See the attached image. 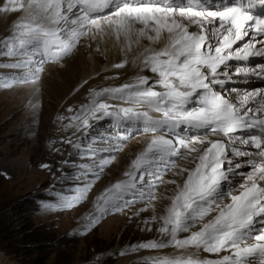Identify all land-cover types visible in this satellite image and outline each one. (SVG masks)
Listing matches in <instances>:
<instances>
[{
	"label": "snow or ice",
	"instance_id": "snow-or-ice-1",
	"mask_svg": "<svg viewBox=\"0 0 264 264\" xmlns=\"http://www.w3.org/2000/svg\"><path fill=\"white\" fill-rule=\"evenodd\" d=\"M205 3L206 0H7L0 12L20 11L23 15L12 35L3 41L5 50L0 55L17 58L7 67L21 71L0 76V88L31 84L36 97L45 63L61 62L83 38L96 41V51H100V42L111 40L123 56L113 68H124L131 55V63L139 66L140 73L148 70L153 75L138 73L119 86L93 89L89 102L67 117L69 123L64 130L83 128L84 137L89 138V143L77 142L73 147L78 155L92 162L79 166L83 170L76 176L81 182L74 189L76 194L44 206L70 209L85 199L93 186L89 177L100 178L115 153L122 150L128 129L135 127L151 133V139L131 161L124 178L96 197L94 213L87 217L89 225L138 201L151 205L156 189L164 183L165 172L176 167V159H185L194 167H179L175 175L183 183L167 181L174 185V194L169 197L157 229L166 239L141 243L133 251L176 250L172 255L150 258L149 264H254L256 260L264 264V89L244 93L230 89L236 93L234 97L217 90L225 83L221 77L232 79L228 71H221L228 68V62L264 57V20L254 21L239 4L224 11L205 12ZM253 21L255 27L248 23ZM249 28L256 37L250 35ZM246 37V43L234 48ZM144 40L148 44H143ZM235 74L264 77V62L238 66ZM109 100L121 103L110 104ZM29 106L35 110L39 104L30 101ZM67 111L73 109L69 107ZM105 118H110L118 135L89 137L94 127L89 121ZM57 119L64 121L66 117ZM209 135L220 139L208 140ZM104 143L109 147L99 146ZM102 152L108 155L100 156ZM229 154L244 159L234 161ZM242 165L247 171L237 172ZM234 175H240L241 181L233 183ZM213 212L216 214L212 219L204 222ZM181 233L189 234L180 238ZM250 240L253 242L249 244ZM201 250L231 254L201 258Z\"/></svg>",
	"mask_w": 264,
	"mask_h": 264
},
{
	"label": "rangeland",
	"instance_id": "rangeland-1",
	"mask_svg": "<svg viewBox=\"0 0 264 264\" xmlns=\"http://www.w3.org/2000/svg\"><path fill=\"white\" fill-rule=\"evenodd\" d=\"M0 3L1 7L2 2ZM1 46L0 51L3 52L5 49L3 44ZM79 46L81 49L87 50L89 41L83 38ZM87 46L88 48H86ZM77 48L65 58L66 60L54 63L56 65H53V68L59 74L65 71L64 65L73 59ZM0 58L1 64L6 61L7 56L0 55ZM44 69L45 66L43 71ZM10 70L6 64H1L0 76L16 75L14 72L10 74ZM221 71L227 70L222 69ZM58 73L55 74L56 77H58ZM56 77L44 87L45 91L38 92V95L43 93L41 94L42 98H37L35 103L39 104L38 109L42 112L27 111L30 109L28 105L32 99L30 97L25 99L24 95L19 93L15 95L14 89H17V86L11 89L0 88L1 254L9 264H119L120 258L125 257L119 253L120 248L130 250L141 243L154 240L152 238L154 233L147 231V226L154 227L153 231L160 234L157 229L162 224L160 218L165 212L162 210L169 205L170 202L167 201H170L169 197L172 195H168V192L174 186L167 181L177 179L175 173L179 168L174 169L175 167H173L165 172L167 174L166 176L164 174L163 177L167 178L165 184L169 185V189L166 185L161 187L163 183L159 184L155 194L158 192V196L159 194L160 196L156 195L151 206L138 201L104 215L94 226L89 225L87 217L94 213L96 197L109 187L108 185L112 183L111 177H115L117 180L123 171L128 170L123 168L124 166L116 165V162L113 164L114 160L104 169L98 180L89 177V179H93V186L86 198L79 204L70 209L45 207V204L55 205L61 197H70L76 194L74 189L77 184L81 183L76 180V176L83 170L79 166L92 162L87 156L78 155V150L73 147V144L77 142L89 143V138L84 140L83 128L80 131H77L76 128L74 130L68 128L65 130L66 133L61 132L62 134H60L61 129L57 130L53 127L55 124L53 119L58 114L61 115L62 112L57 111L62 101L65 100V93L62 89L64 83L60 77V79ZM68 82L71 83L70 79ZM59 88L60 91L57 94ZM101 121H89L94 125L89 130V137H94L100 132ZM66 124L67 121L64 120V125ZM103 124L105 128H108L106 137L118 135L116 130L112 129L109 120L103 121ZM91 131H96V133ZM143 135L148 136L145 133ZM99 136H104V134H98L96 137ZM136 139V136H132L128 143ZM68 140H71L72 143L66 142ZM128 143L122 142V149ZM99 146L107 147L109 144L104 143ZM182 151L186 152V150ZM121 152L122 150L115 153V161L120 157ZM106 155L108 153L103 156ZM125 158L128 159V156L125 155ZM176 161L177 165L182 159ZM183 161L187 163L185 159ZM44 164L49 167H41ZM65 177L68 178L65 179ZM239 177L233 183L241 181V176ZM232 179L235 178L232 177ZM155 205H158L159 209L153 210L152 207ZM215 214V212L211 213L204 222ZM188 234L181 233L180 238ZM153 251L155 250L141 248L139 251H133V254ZM115 252L118 253L114 255ZM104 256H109L107 262H104Z\"/></svg>",
	"mask_w": 264,
	"mask_h": 264
},
{
	"label": "bare ground",
	"instance_id": "bare-ground-1",
	"mask_svg": "<svg viewBox=\"0 0 264 264\" xmlns=\"http://www.w3.org/2000/svg\"><path fill=\"white\" fill-rule=\"evenodd\" d=\"M0 2H2L1 7H3V5L7 2V0L3 1L0 0ZM219 4L221 3V5H224V2H218ZM1 4V3H0ZM18 16V18L16 19V16ZM23 15L22 12L20 11H16V12H0V47L3 44L2 42L5 40V38L9 37L10 35H12V33L14 32L15 28V24L20 20L21 16ZM215 23L218 25L219 22L215 21ZM190 30H194L190 29ZM86 40H88V38H84ZM89 41V40H88ZM143 44H148L147 40L142 41ZM244 43L246 42H242L240 41L239 43H237L236 45H234L235 47H240L242 46ZM84 44V43H83ZM91 44V46H88L86 49H81L80 46L77 48V50L74 52V57L72 60L68 61V63H66L64 65L65 67V73L61 71L62 74H59L57 72V70H55L53 68V65L56 64H52V63H46L45 69L44 71L41 73V79L38 82V92H40V90L45 91L44 87L47 86V84H49V82H51V80L56 77L55 74L58 73V77L56 78H61V80L64 83L63 86V93L64 94V98L65 100L62 101L61 106L59 107L57 112H62L61 115L58 114V116H56L53 120H55V124L53 125V127L55 129H61V131L59 132L60 134H62L61 132L66 133L67 131L64 130V121H59L57 119V117L59 116H64L66 117L65 121H67V124L69 123V120L67 119V117H70L72 115H74L82 105H85L89 102L90 100V91L95 89V90H100L103 87H107V86H119L125 82H128L131 78H133L134 76H136L138 73H140V68L139 66H133V64L131 63L132 60V56L129 55L128 59H129V63L124 67V68H120V69H115L112 67L113 64L120 62L123 59V56L120 54L119 50L115 47H113V43L111 40H108L106 43L104 42H100L99 43V47H100V51H98V53H96V48H97V42L96 41H89V45ZM87 45V44H86ZM85 47V46H84ZM72 54V53H71ZM2 57V56H1ZM5 58V57H4ZM1 59V58H0ZM17 58L15 57H7L6 61H3L1 64L3 65H8L15 62ZM66 60V59H65ZM232 62V61H230ZM228 62V68L227 69H231V72L229 73L232 76L231 80H235L233 78V76H237L235 74V69H232V65L236 67L241 66V64H237V63H231ZM0 64V65H1ZM244 65V64H242ZM249 66H254V64H251ZM1 68V66H0ZM10 74H18L21 70L18 71V69H14V68H10ZM143 75H148V76H152L153 74L150 73L148 70H144L142 73ZM12 76V75H9ZM7 76V77H9ZM59 78V79H60ZM70 79L71 83L69 84L68 80ZM221 79H224V77H221ZM85 81H87V83H85ZM254 85V84H253ZM57 87V86H56ZM17 89H14V94L18 95V93L20 95H24L25 99L27 98H31L32 100H30L32 103H35V101H37V98L41 99V93L40 95H37L35 98L32 95L33 92V85H27V86H17ZM52 88V87H51ZM223 88V86H217V90L221 91ZM264 86L261 87H257V85H254L246 90H254V89H263ZM58 90V89H57ZM49 91V90H48ZM59 90L56 92L58 94ZM51 92V91H50ZM46 93V92H45ZM54 94V93H53ZM232 97L235 96V94H231ZM40 102V101H38ZM110 104H120L121 102L119 101H107ZM42 103V100H41ZM30 105V103H29ZM28 105V107L30 109H28V112H42L41 110H39L38 108H36L35 110H33L30 106ZM71 107L73 109L72 112H68L67 109ZM50 109V108H49ZM39 114V113H38ZM153 115H158L153 113ZM33 121V120H32ZM76 123L79 122H74V125ZM76 128V126H73L72 128H69V130H74ZM54 129V130H55ZM55 132H57L55 130ZM58 133V132H57ZM70 133V132H69ZM151 139V136H138L136 140L128 143V141L126 143H128L127 145H124L122 152L120 153V157L116 159H114V163L116 162V165H120L124 166L123 168H125L126 170L128 169L131 161L133 159H135L136 155L142 151L147 143L149 142V140ZM208 140H215V139H220L219 136H213V135H209L207 137ZM135 142V143H134ZM196 147H201L199 146V144H196ZM250 149V148H249ZM252 151H254V149H250ZM125 155L128 156V159L125 158ZM185 155H187V152H185ZM194 155V154H193ZM231 156V155H230ZM231 158L234 161H238V160H242L244 158H238V157H233L231 156ZM177 162V161H176ZM180 166H185L188 168H192L194 166V164H190V163H184L183 159L182 161H180V163H178L176 165V168H179ZM119 167V168H120ZM111 168V167H110ZM114 168V167H113ZM247 168L245 166L242 165V167L238 170H236L237 172L243 173L246 172ZM128 171V170H127ZM125 171L122 172V174L120 175V177H118L117 180L123 179V173ZM176 172V171H174ZM240 175H234L233 178H235L233 181L237 180ZM113 178L115 177H111L110 181L112 179V183L116 182V178L115 180H113ZM164 178V183L161 185L164 186L165 184V180L167 178ZM179 183H183V180L180 177H177L176 179ZM181 180V181H180ZM110 184V185H111ZM108 185V186H110ZM167 189H169V185L167 184ZM160 187V188H161ZM171 187V186H170ZM174 194V186L173 188H170L168 195H173ZM158 196V192L156 194ZM156 196V197H157ZM160 196V194H159ZM158 196V197H159ZM95 201V200H94ZM96 202V201H95ZM170 202V201H167ZM166 202V203H167ZM227 203V202H226ZM94 203H92V206ZM151 206V205H150ZM168 206V205H167ZM166 206V207H167ZM150 208V207H149ZM153 210L155 208L159 209L158 205H155L154 207H152ZM95 209V206H94ZM152 210V212H154ZM157 210V209H156ZM165 211L162 210V212ZM165 214V212L161 215L163 216ZM160 216V217H161ZM214 215H211L209 217L210 220L212 219ZM162 222V221H161ZM154 227L151 226H147V231H151L154 233V235L152 236V238L155 240L157 239H162L163 237H161V234H157ZM166 239V238H163ZM118 247V246H117ZM132 248V247H131ZM120 251V252H119ZM119 253H123L122 255L125 257H121L120 261L118 262L119 264H125V263H132V264H149L150 258L158 255V254H167V255H172L175 254L176 250L173 248H169V249H164V250H155L153 252H146V253H142V254H133V248L128 250V249H119ZM139 251V250H138ZM118 252H115V254H117ZM137 253V252H136ZM226 254H231L230 252H221L219 254H209V253H205L203 252V250L200 251L199 255L201 256V258H209V259H216L219 258L220 256L226 255ZM109 256H104V262L108 261ZM0 264H9L7 262V260L5 259V257L3 256V254H1L0 251ZM254 264H259L258 260H256L254 262Z\"/></svg>",
	"mask_w": 264,
	"mask_h": 264
}]
</instances>
